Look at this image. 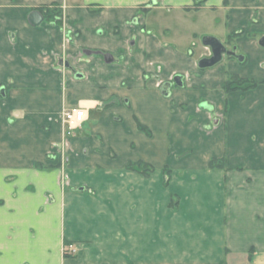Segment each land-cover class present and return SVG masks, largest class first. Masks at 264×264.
Listing matches in <instances>:
<instances>
[{
	"label": "crops",
	"instance_id": "0c3cea01",
	"mask_svg": "<svg viewBox=\"0 0 264 264\" xmlns=\"http://www.w3.org/2000/svg\"><path fill=\"white\" fill-rule=\"evenodd\" d=\"M55 3L63 5L61 23L44 18L39 26L31 25V13ZM196 16L202 25L203 18H224L228 31L218 39L227 49L236 47L247 58L242 65L237 58L225 56L218 71L207 75L217 79L223 103L227 101L229 105L227 111L224 105L217 110L213 129L214 158L227 163L226 171H213L214 177L226 182L221 187L217 183L222 206L213 223L210 218L197 223L203 239L198 241L196 251L187 241L179 244L183 239L171 228L165 243H173L176 249L165 252L166 244L162 248L168 258L183 264H251L250 253L254 252V259L264 254V48L259 44L264 37V0H0V264H93L105 259L110 249L118 260H125V254L130 249L133 252L129 245H140L137 220L131 223L119 217L116 240L104 232L108 225L100 218L105 206L110 208L109 186H96L100 192L93 196L77 190L85 182L94 184L73 172L76 168L67 176L57 168L37 167L55 162L48 154L65 140L67 128L61 124L58 140L49 148L33 147L29 128L23 124L25 111L14 108V103L29 95L30 85L43 88L56 83L59 97V79L74 84L92 76L103 81L106 76L118 74L124 79L143 80L146 76L160 92L161 85L181 75L183 85L177 86L176 95L183 101V91L193 89L199 82H193L187 72L190 66L182 57H177L180 63L175 65L168 43L178 46L179 40H169L158 22L170 18L194 24ZM256 18L259 22L253 24ZM242 28L245 35L229 44V36ZM200 48L191 62L197 71L201 70L199 61L212 55L203 41ZM105 55H111L113 62L107 63ZM226 57L230 59L223 63ZM60 59L69 62L80 76L61 64ZM227 73L262 85L246 93L226 95L223 83ZM97 83L96 80L94 87L101 88ZM105 96L106 100L94 95L72 98L71 103L86 109L89 120L93 110L120 105L125 100V96L111 90ZM62 105L55 116L70 109ZM195 111L201 114L202 110ZM135 118L145 125L136 115ZM67 178L68 186L63 182ZM133 178V185H138L139 180ZM149 236L150 240L153 235ZM66 241L79 243L80 249L72 244L66 248L77 249V258L65 257ZM87 242L94 245L90 247ZM148 253L150 260L164 254L158 256L153 247Z\"/></svg>",
	"mask_w": 264,
	"mask_h": 264
},
{
	"label": "rangeland",
	"instance_id": "374dc122",
	"mask_svg": "<svg viewBox=\"0 0 264 264\" xmlns=\"http://www.w3.org/2000/svg\"><path fill=\"white\" fill-rule=\"evenodd\" d=\"M44 7L56 14L59 11L63 12L62 4H49ZM196 17L194 24L191 21L190 23L172 19L170 21V18L158 22L163 25L160 30L166 32L169 40L173 42L179 40L178 46L168 43V48L173 50L175 65L180 63L177 57H182L181 60L190 66L187 72L193 82H199L193 89L183 91V101L177 99L176 93L179 88L176 85L170 88V96L164 97L148 77L145 76L143 80L136 77L124 79L118 74V76H106L102 78L103 81L92 76L91 79L88 77L77 80L74 84L68 82L66 84L65 79L58 78L59 97L56 95L58 94L56 83L50 82V85L43 88L30 85L29 95L14 103V108L21 107L20 109L25 111L23 124L29 128V141L33 142V147L46 149L58 140V132L62 130V115L55 116L62 104L68 108L77 107V103H71L72 98L77 100L92 95L106 100L105 95L109 90L125 96L123 104L108 108L105 104L106 107L104 106L102 110L101 108L93 110L91 119H87L81 128L73 131L66 129L65 140L48 154L50 161L55 162H51L53 163L51 165L39 164L38 167L57 168L67 176L72 168H76L73 172L79 173L83 180L95 185L85 182L82 184L84 186L77 190L93 196L100 192L97 191V187L101 189L109 186L112 191V195L109 196L110 208L107 209L105 206L100 221L108 225L104 232L106 235H112L114 240H116L115 226L119 217L125 222L139 221L140 245L136 243L129 245L133 248V252L130 249L125 256L130 260L126 258L118 260L110 249L105 259L96 260L93 264H183V261L168 258L164 253L165 250V252H173L176 249L173 243H165L167 236L171 235L168 230L171 228V231L177 232L178 238L183 239L179 244L187 241L196 251L198 241L203 239L196 228L197 223L204 218L212 219L213 223V218L218 214V207L222 206L218 184L221 187L226 182L222 178L218 180L214 177L213 171L220 169L218 165L212 169L210 163L215 157L214 117L217 116V110L223 105L225 107L226 102L223 103V95L218 88L217 79L213 77L210 79V76H207L215 73V70L218 71L222 64L197 71L198 68H195L191 62L196 60L197 51L201 49L204 37L220 38L228 31V27L224 18L219 20L216 18L215 21L203 18L202 25L199 16ZM256 22H259L257 18L254 19L253 24ZM211 34H217L218 37ZM244 35L243 28L232 33L231 44L236 43L237 39ZM186 45H189L188 49ZM192 53L196 54L193 56ZM236 54L247 58L242 51L237 50ZM227 59L230 58L226 57L223 63H226ZM240 63L246 64L241 61ZM230 76L231 74L227 73L225 81ZM109 79L112 82H109ZM96 80L99 82L97 84H101L99 89L94 87ZM197 109L202 110L201 114L196 113ZM135 115L150 129L151 137L138 130L135 125ZM57 120H60L59 123ZM226 170L227 168L222 171ZM117 175L120 176L117 178ZM168 176H170L169 182L166 181ZM133 177L139 180V183L136 182L138 185H133ZM63 182L68 186V178ZM104 194L108 196L109 193L105 191ZM135 196L139 199L135 200ZM149 235H153L150 240ZM222 241L224 242L221 240L220 243ZM150 242L155 244L152 245ZM70 244L79 248L77 245L79 243L65 242L64 254L75 259L79 255L66 250ZM227 244L229 247V242ZM87 245L92 247L94 243L87 242ZM164 245L165 250L162 248ZM80 247L82 249V246ZM150 247L156 249L158 256L164 253L163 256L150 260L148 253ZM179 247L178 245L177 248ZM224 248L225 253L228 254V248ZM260 256L254 259V252L250 253L249 262L264 264V254Z\"/></svg>",
	"mask_w": 264,
	"mask_h": 264
},
{
	"label": "water",
	"instance_id": "95a60500",
	"mask_svg": "<svg viewBox=\"0 0 264 264\" xmlns=\"http://www.w3.org/2000/svg\"><path fill=\"white\" fill-rule=\"evenodd\" d=\"M44 21L43 15L39 11H34L31 13L29 17V22L31 25L37 27L39 26L42 22ZM203 44L206 47H209L212 51V56L209 58H204L199 61V67L201 69H208L212 68L219 63L223 61V58L225 56H234L236 57L239 61H243L244 58L240 55H237L235 51H231L227 49V47L218 39L215 37H204L203 39ZM260 46L264 48V37L260 40L259 42ZM113 57L111 55H106L105 56V61L107 63H112L113 62ZM60 63L65 65V67L69 68V63L64 61L63 59H60ZM174 81L176 84L181 87L183 85V76L177 75L174 78ZM172 87V83H166L162 86L161 91L164 97H169L170 96V88Z\"/></svg>",
	"mask_w": 264,
	"mask_h": 264
},
{
	"label": "trees",
	"instance_id": "16d2710c",
	"mask_svg": "<svg viewBox=\"0 0 264 264\" xmlns=\"http://www.w3.org/2000/svg\"><path fill=\"white\" fill-rule=\"evenodd\" d=\"M56 7H58V6H56ZM37 10L44 13V18L46 19V21L56 22L57 24L61 23V18H62L63 12L59 11V13L56 14L54 11H52L49 8L44 7V6L40 7ZM232 39L233 38H232V34H231L228 38V43L231 44ZM231 58H234V57H231ZM241 62L245 63L246 59L244 58V60ZM260 85H262V84L256 80H254V79L241 78L237 75H231L230 77H228L226 79L225 83L223 84V90H224L226 95H229V94L234 93V92L246 93V92L257 89ZM225 109H226V111L228 110V102L227 101L225 103ZM135 121L137 124V128L140 132L146 134L149 137L152 136L151 131H150V129H148V127L143 125L137 118H135ZM217 165L219 166L218 169H220V170H225V168H227V163H226L225 159L213 158L211 160L210 167L212 169H215V166H217ZM37 167H39V165H37ZM166 181H168V182L170 181V176L167 177ZM65 257L68 258L67 254H65Z\"/></svg>",
	"mask_w": 264,
	"mask_h": 264
},
{
	"label": "built area",
	"instance_id": "2783aa9c",
	"mask_svg": "<svg viewBox=\"0 0 264 264\" xmlns=\"http://www.w3.org/2000/svg\"><path fill=\"white\" fill-rule=\"evenodd\" d=\"M87 120V112L86 109L81 107H74L70 109H66L62 114V124L69 131L77 130L83 126V124ZM77 253V249L70 247L67 249V252Z\"/></svg>",
	"mask_w": 264,
	"mask_h": 264
},
{
	"label": "flooded vegetation",
	"instance_id": "af4514ba",
	"mask_svg": "<svg viewBox=\"0 0 264 264\" xmlns=\"http://www.w3.org/2000/svg\"><path fill=\"white\" fill-rule=\"evenodd\" d=\"M43 16H44V13H42L41 11H39ZM231 51H235V53L237 52V48L236 47H233L232 49H230ZM106 56V55H105ZM212 56V55H211ZM210 56V57H211ZM229 57H234V56H229ZM209 58V57H208ZM234 58H236V57H234ZM204 59V58H203ZM202 60V59H201ZM69 63V62H68ZM69 69L70 70H72L77 76H80V74H79V72L78 71H76L71 65H70V63H69ZM177 76V75H176ZM175 76V77H176ZM174 77V78H175ZM174 78L172 79V81L171 82H168V83H172V85H176V86H178L177 84H176V82L174 81ZM184 80V79H183ZM164 85V84H163ZM163 85H161V88H162V86ZM162 92V91H161Z\"/></svg>",
	"mask_w": 264,
	"mask_h": 264
}]
</instances>
